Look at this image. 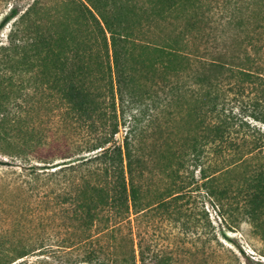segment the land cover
Masks as SVG:
<instances>
[{
    "label": "trees",
    "instance_id": "16d2710c",
    "mask_svg": "<svg viewBox=\"0 0 264 264\" xmlns=\"http://www.w3.org/2000/svg\"><path fill=\"white\" fill-rule=\"evenodd\" d=\"M46 116L65 144L57 156ZM258 124L264 0H34L0 45V154L45 196L65 264H185L140 229L179 223L186 253L217 239L208 214L199 232L187 209L196 182L264 256Z\"/></svg>",
    "mask_w": 264,
    "mask_h": 264
},
{
    "label": "rangeland",
    "instance_id": "374dc122",
    "mask_svg": "<svg viewBox=\"0 0 264 264\" xmlns=\"http://www.w3.org/2000/svg\"><path fill=\"white\" fill-rule=\"evenodd\" d=\"M33 2L34 0H0V25L14 10L18 12V15L0 30V45L8 43L14 23ZM40 125L45 130L47 142L52 145L49 150L57 156L60 152L58 150L65 145L59 135L58 126L53 127L50 124L49 116L43 118ZM258 125L264 130L263 124ZM123 136L122 129L118 140L121 141ZM44 151L47 152L48 149ZM30 161L34 164L37 160L31 157ZM25 167L20 160L0 154V264H9L20 252H29V255L11 264H65L60 250L64 231L57 221L52 224L48 222L44 210L45 196L41 192L30 190L29 170ZM198 179L197 173L195 181ZM200 187L199 182L191 186L185 199L186 206L189 213L197 219L199 232L204 230V217L208 214L217 239L206 246L204 241H198L197 246L192 247L191 253L179 251L178 249L182 248V243L178 244L180 224L173 220L163 221L158 217L155 225L144 224L141 227L140 231L146 235V241L158 245L157 248L172 244L170 249L175 250L177 257L179 253V259L185 264H247L249 261L243 251L249 257L264 260V256L257 254L240 232L231 231L223 225L217 208Z\"/></svg>",
    "mask_w": 264,
    "mask_h": 264
}]
</instances>
